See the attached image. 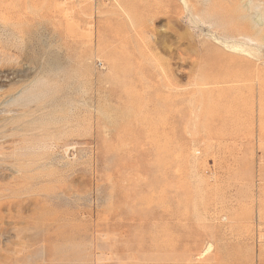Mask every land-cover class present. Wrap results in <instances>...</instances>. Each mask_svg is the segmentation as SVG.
I'll list each match as a JSON object with an SVG mask.
<instances>
[{"label": "rangeland", "instance_id": "374dc122", "mask_svg": "<svg viewBox=\"0 0 264 264\" xmlns=\"http://www.w3.org/2000/svg\"><path fill=\"white\" fill-rule=\"evenodd\" d=\"M0 264H264V0H0Z\"/></svg>", "mask_w": 264, "mask_h": 264}, {"label": "bare ground", "instance_id": "6f19581e", "mask_svg": "<svg viewBox=\"0 0 264 264\" xmlns=\"http://www.w3.org/2000/svg\"><path fill=\"white\" fill-rule=\"evenodd\" d=\"M40 94H41V92L39 91V97H38L37 99H39V98H40Z\"/></svg>", "mask_w": 264, "mask_h": 264}]
</instances>
